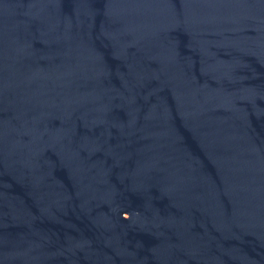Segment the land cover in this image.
<instances>
[{
  "label": "water",
  "instance_id": "95a60500",
  "mask_svg": "<svg viewBox=\"0 0 264 264\" xmlns=\"http://www.w3.org/2000/svg\"><path fill=\"white\" fill-rule=\"evenodd\" d=\"M264 229V0H0V248Z\"/></svg>",
  "mask_w": 264,
  "mask_h": 264
}]
</instances>
